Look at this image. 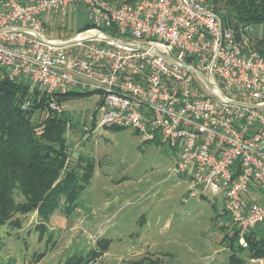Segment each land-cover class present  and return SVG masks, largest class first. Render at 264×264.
Returning a JSON list of instances; mask_svg holds the SVG:
<instances>
[{"label":"built area","instance_id":"built-area-1","mask_svg":"<svg viewBox=\"0 0 264 264\" xmlns=\"http://www.w3.org/2000/svg\"><path fill=\"white\" fill-rule=\"evenodd\" d=\"M81 5L87 30L46 35L52 14ZM239 31L208 0H0V68L51 94L96 92L99 125L174 149L184 200L222 196L247 245L264 229V54L252 25Z\"/></svg>","mask_w":264,"mask_h":264},{"label":"rangeland","instance_id":"rangeland-1","mask_svg":"<svg viewBox=\"0 0 264 264\" xmlns=\"http://www.w3.org/2000/svg\"><path fill=\"white\" fill-rule=\"evenodd\" d=\"M231 2L222 0L220 11L235 12ZM87 23L85 6L69 8L66 15L52 14L46 35L74 37ZM252 27L249 38L264 39V21ZM99 97L94 93L63 106L69 118V163L77 168L91 164L89 182L73 204L63 195L47 220L35 211L22 216L21 229L3 227L4 261L64 264L73 253L87 254L103 236L112 240L103 258L105 264H130L147 252L172 254L166 257L170 264H227L231 252L228 235L234 225L228 214L222 215L223 197L217 202L212 197H190L186 202L191 181L175 169L177 152L154 142L144 143L130 128L100 126ZM79 173L84 174V169ZM16 196L22 199L18 192ZM43 222L47 231L41 237L36 226ZM255 230L259 237L264 236L262 227ZM239 244L245 248L239 252L241 256L253 264H264V257L252 259L248 241L244 245L239 237ZM37 253H44L39 262L33 261Z\"/></svg>","mask_w":264,"mask_h":264},{"label":"trees","instance_id":"trees-1","mask_svg":"<svg viewBox=\"0 0 264 264\" xmlns=\"http://www.w3.org/2000/svg\"><path fill=\"white\" fill-rule=\"evenodd\" d=\"M125 1L134 3L137 0ZM208 1L215 5L225 24L235 30L238 38L240 27L264 21V0H232L235 12L225 13L218 7L222 0ZM90 26L88 22L76 32ZM253 47L264 54V39L253 37ZM94 93L71 88L51 94L26 79L12 78L5 71L0 74V230L5 226L21 229L24 223L22 216L35 211L41 212L47 220L63 195L71 204L79 198L84 184L89 182L92 166L77 168L69 163L66 136L69 118L63 106L66 102L87 98ZM27 102L29 105L23 107ZM53 102L55 106L51 105ZM82 168L84 174L79 173ZM16 192L22 199L17 198ZM223 214L228 213L223 211ZM229 220L231 222L230 216ZM233 227V233L228 235L231 252L227 264H253L239 254L245 248L239 244L238 229ZM36 230L43 237L47 226L44 222L39 223ZM247 241L246 247L252 259L263 258L264 236L259 237L256 230H252ZM111 243L110 238L99 237L87 254L73 253L64 264H105L103 258ZM5 249L6 242L0 236V264H9L3 259ZM43 255L37 253L33 261L39 262ZM166 257H172V254L147 252L131 260L130 264H170Z\"/></svg>","mask_w":264,"mask_h":264},{"label":"water","instance_id":"water-1","mask_svg":"<svg viewBox=\"0 0 264 264\" xmlns=\"http://www.w3.org/2000/svg\"><path fill=\"white\" fill-rule=\"evenodd\" d=\"M107 37H108V38H111V39H114V40H116V41H118V39L113 38V37L110 36V35H107ZM77 41H78L77 39H72V40H69V41H65V42H63V43H61V44H62V45H69V44H73V43H75V42H77ZM166 57H167V58H171L170 56H167V55H166ZM191 70H193L195 73H197V74L203 76V75L201 74V72H199L198 70H196V69H194V68H191ZM204 80H205V82L209 85V87L212 89V88H213V84L210 82V80H209L208 78H204Z\"/></svg>","mask_w":264,"mask_h":264},{"label":"crops","instance_id":"crops-1","mask_svg":"<svg viewBox=\"0 0 264 264\" xmlns=\"http://www.w3.org/2000/svg\"><path fill=\"white\" fill-rule=\"evenodd\" d=\"M79 8L80 7H78V8H76V7H73L72 9H74V10H79ZM86 12H87V10H86ZM188 177V176H187ZM189 178V177H188Z\"/></svg>","mask_w":264,"mask_h":264}]
</instances>
